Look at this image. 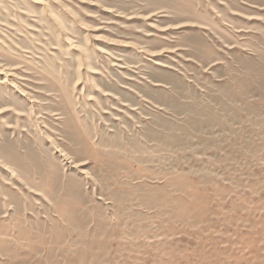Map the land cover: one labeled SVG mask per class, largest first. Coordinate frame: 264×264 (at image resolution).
I'll list each match as a JSON object with an SVG mask.
<instances>
[{"label":"rangeland","instance_id":"374dc122","mask_svg":"<svg viewBox=\"0 0 264 264\" xmlns=\"http://www.w3.org/2000/svg\"><path fill=\"white\" fill-rule=\"evenodd\" d=\"M0 264H264V0H0Z\"/></svg>","mask_w":264,"mask_h":264},{"label":"bare ground","instance_id":"6f19581e","mask_svg":"<svg viewBox=\"0 0 264 264\" xmlns=\"http://www.w3.org/2000/svg\"><path fill=\"white\" fill-rule=\"evenodd\" d=\"M180 25V24H179ZM193 25V24H192ZM235 46V45H234ZM162 66V65H161ZM169 68V67H168ZM128 89V88H127ZM123 96V95H122ZM112 97V96H111ZM128 97V96H127ZM125 98V97H124ZM88 117V116H87ZM86 119V118H85ZM88 121V120H87ZM92 122V121H91ZM62 151V150H61ZM13 207V206H12Z\"/></svg>","mask_w":264,"mask_h":264}]
</instances>
